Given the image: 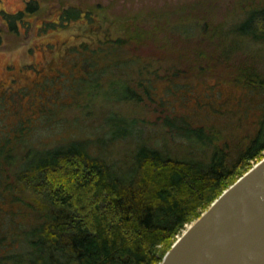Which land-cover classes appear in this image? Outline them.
<instances>
[{"label":"rangeland","instance_id":"rangeland-1","mask_svg":"<svg viewBox=\"0 0 264 264\" xmlns=\"http://www.w3.org/2000/svg\"><path fill=\"white\" fill-rule=\"evenodd\" d=\"M10 2L0 0V125L11 139L7 128L18 124L27 144L80 139L123 165L140 140L178 157L222 147L232 160L264 128V84L252 76L264 77V42L234 30L247 7L264 0ZM102 38L128 40L110 56ZM133 58L157 71L140 74L151 97L139 101L142 92L124 96L129 71L119 69ZM166 115L203 126L212 145L172 137ZM24 186L16 189L35 196Z\"/></svg>","mask_w":264,"mask_h":264},{"label":"trees","instance_id":"trees-1","mask_svg":"<svg viewBox=\"0 0 264 264\" xmlns=\"http://www.w3.org/2000/svg\"><path fill=\"white\" fill-rule=\"evenodd\" d=\"M234 30L264 42V4L248 6ZM126 40L99 43L113 56ZM155 67L124 60L119 69L130 75L124 96L131 90L144 95H133L138 101L149 97L140 74H156ZM252 76L264 84V77ZM162 125L191 146L212 145L208 131L185 116L166 115ZM17 126L7 128L11 139L0 125V264H159L185 226L264 155L263 127L232 160L222 147L178 157L140 140L122 165L92 154L80 139L27 144ZM110 127L126 135L118 122ZM24 185L35 196L16 189Z\"/></svg>","mask_w":264,"mask_h":264},{"label":"water","instance_id":"water-1","mask_svg":"<svg viewBox=\"0 0 264 264\" xmlns=\"http://www.w3.org/2000/svg\"><path fill=\"white\" fill-rule=\"evenodd\" d=\"M159 264H264V157L189 223Z\"/></svg>","mask_w":264,"mask_h":264},{"label":"bare ground","instance_id":"bare-ground-1","mask_svg":"<svg viewBox=\"0 0 264 264\" xmlns=\"http://www.w3.org/2000/svg\"><path fill=\"white\" fill-rule=\"evenodd\" d=\"M9 3H10L11 5H13V3L10 2V0H9Z\"/></svg>","mask_w":264,"mask_h":264}]
</instances>
